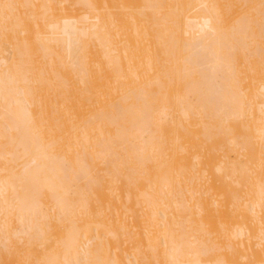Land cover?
Returning a JSON list of instances; mask_svg holds the SVG:
<instances>
[{
    "label": "bare ground",
    "instance_id": "bare-ground-1",
    "mask_svg": "<svg viewBox=\"0 0 264 264\" xmlns=\"http://www.w3.org/2000/svg\"><path fill=\"white\" fill-rule=\"evenodd\" d=\"M0 264H264V0H0Z\"/></svg>",
    "mask_w": 264,
    "mask_h": 264
},
{
    "label": "rangeland",
    "instance_id": "rangeland-1",
    "mask_svg": "<svg viewBox=\"0 0 264 264\" xmlns=\"http://www.w3.org/2000/svg\"><path fill=\"white\" fill-rule=\"evenodd\" d=\"M58 231L60 232L61 235H63L64 230H63V227L61 225L58 226Z\"/></svg>",
    "mask_w": 264,
    "mask_h": 264
}]
</instances>
